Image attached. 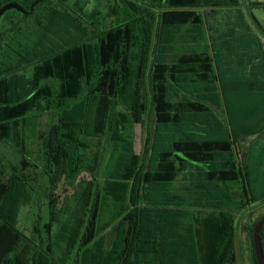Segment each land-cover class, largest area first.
<instances>
[{"label":"trees","instance_id":"16d2710c","mask_svg":"<svg viewBox=\"0 0 264 264\" xmlns=\"http://www.w3.org/2000/svg\"><path fill=\"white\" fill-rule=\"evenodd\" d=\"M95 1L0 0V19L33 22L0 48V143L19 156L0 152V229L16 230L43 180L50 211L73 188L66 262L79 245L71 264H234L238 213L264 202L261 38L240 0ZM101 133L107 170L94 172Z\"/></svg>","mask_w":264,"mask_h":264},{"label":"rangeland","instance_id":"374dc122","mask_svg":"<svg viewBox=\"0 0 264 264\" xmlns=\"http://www.w3.org/2000/svg\"><path fill=\"white\" fill-rule=\"evenodd\" d=\"M92 0H90L91 2ZM260 2L261 5H254L252 2ZM93 0V4H95ZM113 0H102L104 7L103 12L106 13L107 4L112 3ZM241 9L246 17L248 25L259 35L264 44V0H240ZM90 5V4H89ZM13 14V13H12ZM33 25L32 18L29 16L18 17H3L0 19V48H4V44L9 40L10 34L20 28H31ZM123 105V104H122ZM118 109H123L122 106ZM145 119L149 121L148 115ZM51 120L50 114H44L35 119L33 123V138L28 141L29 149H32L33 157L38 148V140L36 132L44 130ZM133 137L135 138L136 151L140 154L144 151L146 145V138L148 130L146 127L136 124L133 128ZM88 154L91 156L93 162L92 170L99 172L107 170L106 162L102 157L105 148L109 147V138L105 133L98 134L91 137L89 143ZM111 147L107 150H110ZM0 152L8 159L14 162L18 161V153H16L8 144L0 143ZM99 170V171H98ZM93 172V173H94ZM90 173H84L80 179H92ZM35 185L38 198L23 204L20 208L18 219L16 222V230L8 232L5 228L0 235V264H4V259L10 255L16 260L13 264H71L75 262L76 253L79 245L76 246L72 252V258L67 262L64 261L63 252L66 250L68 235L72 228L71 222L73 219V212L75 210L68 206L72 199L66 200L67 197L73 193V188L61 184L55 193L61 198L59 201H52V211L49 209V200L51 190L46 181H41ZM182 185L176 183L175 190L180 189ZM80 188V187H79ZM54 197V196H53ZM67 205V207H66ZM261 215H264V202L253 204L247 210L240 211L236 222V256L237 264H253L250 253V243L247 236V227L257 220ZM53 223L52 229H48L46 224L51 221ZM50 230V231H49ZM6 231V232H5ZM67 238V239H66ZM33 259V263L31 260Z\"/></svg>","mask_w":264,"mask_h":264},{"label":"water","instance_id":"95a60500","mask_svg":"<svg viewBox=\"0 0 264 264\" xmlns=\"http://www.w3.org/2000/svg\"><path fill=\"white\" fill-rule=\"evenodd\" d=\"M264 227V216H262L253 227V243L258 264H264V248L261 232Z\"/></svg>","mask_w":264,"mask_h":264},{"label":"flooded vegetation","instance_id":"af4514ba","mask_svg":"<svg viewBox=\"0 0 264 264\" xmlns=\"http://www.w3.org/2000/svg\"><path fill=\"white\" fill-rule=\"evenodd\" d=\"M236 262H237V257H236V260H235V263L234 264H237Z\"/></svg>","mask_w":264,"mask_h":264}]
</instances>
